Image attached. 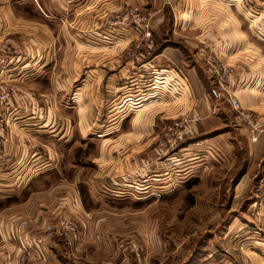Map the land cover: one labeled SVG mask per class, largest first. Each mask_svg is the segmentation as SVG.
Listing matches in <instances>:
<instances>
[{"label": "crops", "instance_id": "crops-1", "mask_svg": "<svg viewBox=\"0 0 264 264\" xmlns=\"http://www.w3.org/2000/svg\"><path fill=\"white\" fill-rule=\"evenodd\" d=\"M144 22L148 49L134 31ZM1 43L19 56L18 93L0 106V264H17L20 221L27 264H111L144 204L197 183L201 203L229 204L215 220H231L223 241H199V264H264V0H0ZM211 54L235 69L228 92L262 124L255 144L219 94ZM183 116L199 119L194 134L159 151ZM61 216L77 223L70 244L42 230Z\"/></svg>", "mask_w": 264, "mask_h": 264}, {"label": "rangeland", "instance_id": "rangeland-1", "mask_svg": "<svg viewBox=\"0 0 264 264\" xmlns=\"http://www.w3.org/2000/svg\"><path fill=\"white\" fill-rule=\"evenodd\" d=\"M10 106L11 105L6 109L12 110ZM261 125L262 124L259 123V126L262 128ZM237 128L240 129L239 127ZM193 184L194 183L191 185ZM205 188L204 185L200 186L198 183L195 188L180 184L171 189L170 203L166 204L159 202L155 205L144 204L141 210L142 219L136 222L132 221L133 224L127 222L126 226H122L123 229H126L125 235L122 237L125 236L126 240H129L127 246L125 245V248L123 250L121 249V252L116 250L114 252V258H108V260H106L104 257L105 259L103 260L110 261L112 262L111 264H122V262H124V264H183L189 258L194 261L197 258L199 263L202 261L204 262V257H207L208 253L202 258H198L199 241H202L201 245L203 242L209 245L220 242L221 240L223 241V233L226 232L231 222V220H221L222 218L220 220H215V213L220 210L223 211L229 204L227 206H215L205 205L199 201L202 198L200 194L205 191ZM126 195H130L134 199L133 193H128ZM234 207V211L238 209V206ZM124 209H127L128 218L134 217L132 216L134 213L132 206L127 205ZM28 229L20 236L19 240H14L12 238L18 251H21L22 248H27L28 250L31 246L32 237L28 236ZM76 232L69 239L63 236L58 237L67 244H70L71 239L74 241L76 240ZM52 234L54 233L49 235ZM230 241L231 237L228 239V242ZM134 246L138 248L137 252H133L135 251L133 249ZM28 251L29 256L26 259V264L32 255L31 251ZM45 258H47V256ZM84 261L93 264L98 260H89L85 257Z\"/></svg>", "mask_w": 264, "mask_h": 264}, {"label": "built area", "instance_id": "built-area-1", "mask_svg": "<svg viewBox=\"0 0 264 264\" xmlns=\"http://www.w3.org/2000/svg\"><path fill=\"white\" fill-rule=\"evenodd\" d=\"M145 19L143 18L142 21ZM135 32H142L145 48H151L154 45L152 35L148 31L147 22L142 23V27L134 30ZM19 56V51L12 48L8 44H0V106L7 105L9 101L18 93L16 82L10 78V68L16 62ZM205 65L209 72L215 79L219 89V94L225 92V97L235 112L237 123L240 125L242 132L247 140L254 144L258 141L263 129L259 126L258 117L251 111L246 110L240 106L237 97L228 92V88L232 87L236 79V71L232 66L222 63L215 59V54H211L205 59ZM199 119L195 116H183L174 119L168 126H166L156 139V148L159 151L172 150L178 144L183 142L186 138L194 134V125ZM26 222L20 221L15 224L12 230V238L19 240L20 236L26 231ZM77 229V223L74 219L68 216H61L54 226L46 225L43 228L45 236L51 233L57 236H63L66 239L71 238ZM138 250L136 246L133 248ZM29 256L27 248L19 250L17 264H26V259Z\"/></svg>", "mask_w": 264, "mask_h": 264}, {"label": "trees", "instance_id": "trees-1", "mask_svg": "<svg viewBox=\"0 0 264 264\" xmlns=\"http://www.w3.org/2000/svg\"><path fill=\"white\" fill-rule=\"evenodd\" d=\"M162 45H160L161 47ZM205 255V252L203 251H199V255H198V258H202L203 256ZM200 261V260H199ZM183 264H199V262L197 261V258L195 259V261L191 258L187 259V261Z\"/></svg>", "mask_w": 264, "mask_h": 264}]
</instances>
